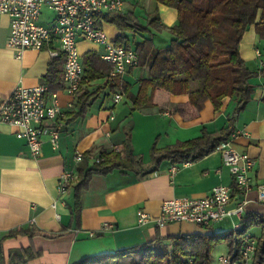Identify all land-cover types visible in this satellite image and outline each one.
<instances>
[{
  "label": "crops",
  "instance_id": "obj_1",
  "mask_svg": "<svg viewBox=\"0 0 264 264\" xmlns=\"http://www.w3.org/2000/svg\"><path fill=\"white\" fill-rule=\"evenodd\" d=\"M139 3L143 15H156L166 27L176 23V9L154 0H124L123 11L136 12ZM105 25L107 38L114 41L119 30L112 24ZM8 33L9 17L0 13V98L9 95L17 85L46 84L45 75L52 60L48 49L58 48V42L54 41L40 50L24 49L17 57L15 51L6 45ZM77 49L82 59L87 51L100 56L104 46L78 38ZM239 53L246 66L258 73L250 80L254 85L250 100L235 115L233 132L236 136L230 138L235 150L247 153L254 161L249 172L251 189L241 193L234 191L228 205L232 208L242 202L239 215L227 216L208 227L187 222L158 227L153 222L140 225L136 220V212L140 209L151 215L158 214L163 200L202 197L216 185L232 186V175L222 164L217 147L196 160L177 164L163 161L157 170L149 173L138 172L136 165L128 164L106 174H93L80 193L78 216L75 217L72 210L76 179L63 194L58 192L57 182L65 171L73 172L77 178L76 152H108L115 146L121 150L126 139L124 129L131 124L132 154H141L142 161L147 162L148 150L157 136V147L161 148L177 140L197 137L202 128L214 132L226 127L234 100L224 97L216 110L206 102L198 116L183 120L173 108L185 99L184 96H170L166 101L156 99L154 106L131 111L130 101L124 94L118 103H113L112 94L106 95L104 89L83 116L68 120L65 114L74 110L79 92L72 95L62 84L61 88L54 90L64 112L54 123L59 134L56 148H52L44 136L41 155L33 157L24 140L15 136L14 128L0 122V246L3 264H12V255L16 253L25 256L24 264H72L86 257L110 254L149 241L155 236L223 234L238 229L247 215L264 216V203L257 200L256 191V186L264 184V74L259 73L264 68V39L257 36L253 25L243 33ZM141 76H147V69L134 67L120 79L130 85V93H133L136 80ZM93 83L87 85L88 89ZM172 165L179 168L170 176ZM103 223H109L112 228L102 231ZM19 228L36 229L48 235L17 233L7 236L9 231ZM245 235L256 240L260 228L251 227ZM224 257L227 255L219 257L220 264Z\"/></svg>",
  "mask_w": 264,
  "mask_h": 264
},
{
  "label": "trees",
  "instance_id": "obj_2",
  "mask_svg": "<svg viewBox=\"0 0 264 264\" xmlns=\"http://www.w3.org/2000/svg\"><path fill=\"white\" fill-rule=\"evenodd\" d=\"M177 11V21L170 27L161 24L154 14H148L146 24L138 22L132 10L102 14L106 23L114 25L120 32L114 44L131 48L137 56L140 70L147 69L146 77L136 80V89L130 93V85L122 83L119 76H111V64L93 51L82 55L84 76L76 96L74 110L66 112L68 120L83 116L91 102L100 93L106 95L119 91L130 101L131 111L151 107L156 99L166 101L170 96H184L174 105L183 120L195 118L210 102L216 110L222 99L234 100L231 116L226 127L214 132L202 128L200 135L187 140H177L170 145L157 147L155 137L149 150V160L133 155L128 148L129 133L126 134L121 150L100 151L102 158L89 163L87 154L77 166V178L73 184L74 216H78L79 196L93 174H106L119 168L136 165L137 171L149 173L159 168L163 161L171 164L196 160L214 151L230 138L234 131L235 115L250 100L254 85L250 82L257 72L251 71L241 58L239 43L246 29L253 25L255 33L264 39V0H154ZM167 29L171 35L169 44L157 47L153 41V30ZM62 59L52 58L45 75L50 91L62 87ZM128 69V72H130ZM264 74V68L259 71ZM102 81L94 89L87 85ZM91 85V84H90ZM129 164V165H128ZM260 228L255 240L250 264H264V216H245L240 227L223 234H179L153 239L110 254L86 257L72 264H210L212 247L225 240L228 245V264H244L240 250L243 234L251 227ZM24 233L48 235L36 229L19 228L7 236ZM25 256L13 254L12 264H24ZM18 259V260H17ZM17 260V261H16ZM0 264L2 249L0 246ZM11 264V263H10Z\"/></svg>",
  "mask_w": 264,
  "mask_h": 264
},
{
  "label": "built area",
  "instance_id": "obj_3",
  "mask_svg": "<svg viewBox=\"0 0 264 264\" xmlns=\"http://www.w3.org/2000/svg\"><path fill=\"white\" fill-rule=\"evenodd\" d=\"M44 7L51 10L53 15L46 24H41L39 18ZM123 10L124 0H0V13L9 17L7 47L13 49L19 57L24 49L40 50L46 44L57 41L58 48H49L48 53L51 58L61 57L63 88L72 95L79 92L84 76V66L77 49L78 38L103 44L104 51L100 57L111 64V76L121 77L129 68L136 67L137 56L134 50L115 45L113 40L107 38L103 28L105 20L102 14ZM255 51L259 53L257 49ZM121 99V92L112 93L113 103ZM63 115L57 102V91H50L45 83L35 86L17 85L9 95L0 98V122L14 128L15 136L24 140L33 157L41 155L44 136L52 148L57 147L59 134L54 123ZM235 136L233 132L230 138ZM230 138L219 145V150L222 164L232 175V186L216 185L209 194L202 197L182 196L163 200L156 215L137 210V223L153 222L161 227L168 223L187 222L208 227L227 216L239 215L242 202L232 208H228V205L234 191L241 193L251 189L249 172L254 161L247 153L235 150ZM112 149L120 150L118 146ZM83 157V152H76L74 160L79 163ZM101 159L96 152L87 154L90 163H97ZM178 168V165H172L170 176ZM75 179L73 172H63L57 182L58 192L65 193ZM256 191L257 200L264 203V184L256 186ZM111 228L109 223H103L101 229L106 231ZM255 245L254 239L243 236L240 254L244 264L250 262ZM221 262L228 264L227 257L221 258Z\"/></svg>",
  "mask_w": 264,
  "mask_h": 264
},
{
  "label": "rangeland",
  "instance_id": "obj_4",
  "mask_svg": "<svg viewBox=\"0 0 264 264\" xmlns=\"http://www.w3.org/2000/svg\"><path fill=\"white\" fill-rule=\"evenodd\" d=\"M142 7V4L139 3V5L136 7V12L135 15L137 16V19H138V22L142 25H145L146 24V19H147V15L149 14H145L143 15L142 12L143 9L140 11L139 8ZM41 15H40V18H39V23L41 24H46L47 23V19H49L50 16L53 15V12L47 8H43L42 11H41ZM151 14V13H150ZM106 24V23H105ZM103 26L104 30H105V25ZM153 35V41H154V44L157 46V47H165L166 45L169 44V41H170V38H171V35L170 33L168 32L167 29H162L160 31H157V30H153L152 31ZM102 81H96L94 82L90 87V89H94L97 85L101 84ZM138 110V109H137ZM134 111V110H133ZM131 124L127 125L126 128L124 129V133H129L131 132ZM128 148L131 150V143H130V140L128 142ZM138 155H141V154H138ZM229 253V249H228V245L227 243L224 244V243H216L213 247H212V250H211V254H210V264H220L219 262V257L220 256H225ZM247 264H250V262H248Z\"/></svg>",
  "mask_w": 264,
  "mask_h": 264
}]
</instances>
